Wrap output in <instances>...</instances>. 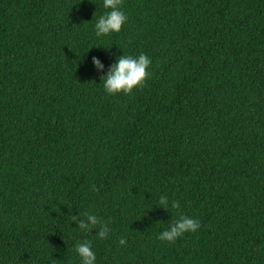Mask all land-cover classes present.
I'll return each instance as SVG.
<instances>
[{
  "label": "trees",
  "instance_id": "trees-1",
  "mask_svg": "<svg viewBox=\"0 0 264 264\" xmlns=\"http://www.w3.org/2000/svg\"><path fill=\"white\" fill-rule=\"evenodd\" d=\"M122 10L98 38L102 0H0V264H78L84 239L97 264H264V0ZM122 52L150 75L108 95L92 57ZM85 211L107 239L71 228ZM181 215L200 228L157 239Z\"/></svg>",
  "mask_w": 264,
  "mask_h": 264
},
{
  "label": "clouds",
  "instance_id": "clouds-1",
  "mask_svg": "<svg viewBox=\"0 0 264 264\" xmlns=\"http://www.w3.org/2000/svg\"><path fill=\"white\" fill-rule=\"evenodd\" d=\"M102 7L106 10L98 17L94 25V33L96 37H105L113 33H119L122 26L128 21V15L122 10V0H102ZM94 47V46H93ZM107 49V48H106ZM92 65L100 76V83L103 90L108 95L129 94L133 89L142 87L145 80L150 75L148 69L152 63L149 56L144 53L139 55H127L122 52L115 58V62L108 66L105 72V65L98 57H92ZM158 208L170 211V209H178V201H169L166 195L161 194L159 197ZM70 225L75 223L76 227H71L81 233L89 234L95 229V237L104 240L111 233L108 223L103 222L97 215L85 211L82 213L70 214ZM200 228V221L187 215H181L168 225L167 228L160 231L157 239L164 242H175L178 238L183 237L186 233H194ZM126 239H119L120 245L126 244ZM55 252L60 249L53 248ZM53 251V252H54ZM75 255L78 258V264H97L96 252L93 250L92 241L84 239L77 241L74 245ZM53 257V256H52ZM56 262L65 260L53 259Z\"/></svg>",
  "mask_w": 264,
  "mask_h": 264
}]
</instances>
